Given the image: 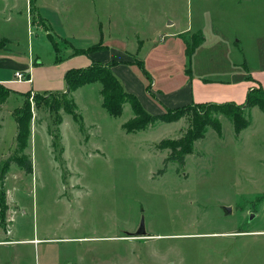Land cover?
Masks as SVG:
<instances>
[{"label": "rangeland", "instance_id": "374dc122", "mask_svg": "<svg viewBox=\"0 0 264 264\" xmlns=\"http://www.w3.org/2000/svg\"><path fill=\"white\" fill-rule=\"evenodd\" d=\"M32 1L33 12L29 0H0V39L9 37L5 46L12 55L18 51L23 63L37 54L42 67L50 68L54 59L63 62L74 48L100 40L118 57L135 53L141 43L131 72L126 69L123 76L136 75L146 86L137 66L142 58L156 82L152 92L160 87L167 93L186 82L191 68L193 94L212 102L187 110L178 121L126 132L121 124L133 117L129 104L120 117L110 116L98 82L65 98L7 94L0 103V164L15 149L14 137L9 140L16 134L12 113L25 99L35 127L48 128L54 147L44 133L37 134L24 150L32 172L15 163L8 169L11 233L0 229V240H34L0 245V264H264V112L244 109L249 125L235 135L232 108L210 105L242 104L247 89L241 88L240 74L264 64V1L245 11L251 21L235 19L243 11L231 8L244 0ZM109 17L117 24L107 31ZM49 32L65 34L72 47ZM199 44L195 55H188L187 49ZM71 99L77 120L65 111ZM194 113L217 121L220 132L207 126L182 167L176 160L164 167L169 154L164 143L183 137ZM222 206L231 207L230 213Z\"/></svg>", "mask_w": 264, "mask_h": 264}, {"label": "trees", "instance_id": "16d2710c", "mask_svg": "<svg viewBox=\"0 0 264 264\" xmlns=\"http://www.w3.org/2000/svg\"><path fill=\"white\" fill-rule=\"evenodd\" d=\"M33 1L29 0V6L31 7L29 10L33 12ZM196 36L197 35H192ZM199 38V37H197ZM48 39L51 40L53 49L57 50L56 41L53 40L52 36H48ZM203 36L198 39V41H202ZM8 39L4 37L0 39V49L5 48L4 42ZM67 40V39H66ZM69 42V41H68ZM70 46L71 43L69 42ZM74 48V47H73ZM104 46L102 42L99 41L94 43V45L85 47V48H74L73 54L85 53L89 54L98 49H103ZM188 54L190 55L192 50L187 49ZM116 61H109L106 63L100 61H91V64L85 67L80 68H69L65 71L64 74V83L66 84L64 92H50V94H56L59 98L67 97L71 92L80 88V86L90 83L98 82L101 84L100 94L102 98V107L105 111L113 117H120L122 115L123 106L128 103L130 105L132 113L134 116L126 122L122 124V128L126 132H134L139 131L141 129L146 128V126L156 123V121H162L166 123H171L174 121L180 120L186 113L187 110L195 108L196 105H201V103H189L185 106L174 107V108H166L162 113H156L155 115L150 114L145 111L143 106L141 105L138 97H136L133 93L124 90L122 83L119 82L117 77L111 70V66L115 64ZM143 70V74L147 81L149 82L146 85V91L149 95L154 97V95L150 91L151 81L149 77V73L143 67V63L140 62L137 65ZM249 77V76H248ZM11 92H16L15 90L3 86L0 84V103L4 102L5 96ZM17 93V92H16ZM30 91L21 92L18 94L29 96ZM34 96H41V93H35ZM33 96V97H34ZM71 108L65 109L68 114H71L72 117L77 120L78 116L75 114V102L71 99L70 102ZM214 107H223V108H232L231 112L228 113L229 118L232 121L233 129L235 135H238L246 126L249 125V119L243 116V110L246 108H250L252 106H257L264 112V89L261 86L250 87L246 91V98L244 102L240 105H237L235 102H216L210 104ZM12 115L16 122V135L14 137L13 145L15 147L14 151L10 153L7 158L0 164V217L3 218L8 206L6 205V191H4V183L6 180V174L8 169L12 163H15L22 171L26 174L32 172V162L30 161L28 155L24 152L27 147V140L30 135V123L33 118L31 104L27 99H25L24 106L22 105L21 109L16 108ZM60 123V121L58 122ZM191 128L187 131V133L180 138L166 140L164 143V147L168 148L169 154L164 158L163 163L164 167L171 160H176L179 163V166L182 167L184 165V160L187 153L192 151L193 143L195 140L201 139L204 136L205 129L207 126H211L216 132H220V126L217 121L212 120L210 117L206 115H197L193 114L191 122ZM159 147H163V145H159ZM164 167L158 169V174L163 173ZM264 197V194L263 196Z\"/></svg>", "mask_w": 264, "mask_h": 264}, {"label": "crops", "instance_id": "0c3cea01", "mask_svg": "<svg viewBox=\"0 0 264 264\" xmlns=\"http://www.w3.org/2000/svg\"><path fill=\"white\" fill-rule=\"evenodd\" d=\"M261 1L262 0H244L243 3H236V4L232 5L231 8L233 10L243 11V13L240 16L235 14V19H237V20L245 19L247 21H251L250 15L248 13H245V11L253 8L252 5L261 3ZM230 18H231V16L229 17V19ZM111 19H114V17H109V19L107 21V24H108L107 25V29H108L107 31H109L112 26H115L117 24V23H115V21H113ZM28 21H29V19H28ZM30 25H31V22H30ZM99 29H102V24L99 26ZM200 30L196 31V32H192V34L193 33H200ZM185 32H188L189 34H191V30L185 31ZM50 34H55L56 36H59L63 40L67 39V41L70 42V40L68 39L69 37H67L65 34L63 36H60L59 34H56L53 32ZM172 34L176 35L177 32L172 33ZM180 34H181V32H180ZM180 34H178V35H180ZM6 38L8 39L9 37H6ZM204 39H206L205 36H204ZM238 41H239V39H236V42H238ZM101 42H102L104 48L98 49V50H95L94 52L89 53V54H91L90 56L88 54L89 57L87 56V58H79L77 60V58H75L77 55L73 54V52L66 53V54H64L65 55L64 61L65 60H67V61L56 63L58 58L61 59V57H58L57 59H54L53 61H51L50 64H52V65L50 66V68L42 67L43 62L39 61V55H37V54L34 57L32 56V58H31V55H29L30 57L28 59V62L23 63V61L20 59L21 56H20L18 51H15L16 54L12 55V52L10 50H8V47L5 46L4 49H0V84L15 90L17 93L26 92V91H30L32 93L64 92L65 87H66V84L64 83V74H65V71L68 70L69 68L85 67V66L90 65L91 61H94V60L100 61L103 63H106V62L113 60V61H116V63L113 64L110 68H111L112 72L114 73V75L117 77V79H119V82L122 83L124 90L131 92L136 97H138V99H139L141 105L143 106V108L145 109V111L150 113V114L155 115L156 113H162V110L164 107L171 109L174 107L185 106L186 104H189V103L212 102V101H209L208 99L203 98L202 96L198 97V96L193 94V81H191V79H192L191 77L193 74H191L192 73L191 68H190L189 78L186 80V82H184V84L179 86V87L172 88L170 90V92L165 93L164 90L159 87V89L157 91L159 93L155 94L154 92H152L151 87H150L151 93L154 95V97L157 98L156 103L153 102L147 96L148 92L146 91V86H145L144 82H142L140 79H138L136 77V75L133 76L130 74L129 78H127L126 76H123V73H125L126 69H128L129 72H131L128 67H130L131 65H134V63L132 62L133 61L132 60L133 55L138 56L141 43L139 44V47L137 48V50L135 49V53L128 52L129 54L124 53L122 56L114 57L109 52L108 46H106L103 43V41H101ZM200 45L201 44L194 47L190 56L192 54H193V56L195 55V53L197 52V49ZM79 48H83V47H79ZM52 49H53V47H52ZM184 49H185V46L183 47L182 50H184ZM53 52L55 55L54 49H53ZM54 58H56V57H54ZM33 59H34V62H33ZM141 61L144 65L142 58H141ZM40 63H41V65L38 66V64H40ZM41 67H42V69H40V70L42 72V78L40 80L39 79L37 80V78H35V72H36V70H39V68H41ZM16 71L25 72L26 74H28L30 76L31 81L30 82H28V81H20V82L15 81L14 74ZM240 75H241V79H244V81H242V84H241V88H243V90H244L243 92H245L246 89L248 90L250 87H256V86H261L264 89V64L261 65L260 68L252 69L250 73L246 72L245 75H242V74H240ZM149 77H150V75H149ZM247 79H251V80H247ZM203 80L206 81L205 79H203ZM150 81L152 82L151 85L155 86L156 82L154 81V79H152L150 77ZM200 83H202V82H200ZM22 84H25V85H22ZM82 86H84V85H82ZM82 86H80V87H82ZM76 90H74V91H76ZM231 101L235 102L234 100H231ZM231 101H222V102H231ZM214 103H216V102H214ZM131 113H132V111H131ZM133 116H134V113H133ZM35 123H36L35 118L33 116L31 123H30V135H29V138L27 140V143L31 138H33V136L35 137L37 134L40 135V134L44 133L48 137V139L50 140V145H52L54 147V145H53L54 142H53V139L51 140L52 136H51V133L49 132L48 128H46V127L42 128L40 126L41 130H43V131H40V128L38 126L35 127ZM62 123H63V120L58 125V130H60L59 133L61 132L60 138L62 137V134H63L62 130H61ZM121 126H122V124H121ZM15 135L11 134L9 140L11 141L13 139V137H15ZM63 151H64V148L62 149V152ZM4 191H5V188H4ZM6 197H7V195H6ZM6 205L8 206V204H6ZM10 208L11 207L8 206V209H7L4 217L3 218L0 217V222H2L0 229H2L5 232V234H7V235L9 233H11L10 228L8 226L9 222L12 220V213H10ZM105 238L115 240V239H120L121 237L120 236H112V237L106 236ZM27 240L32 241L34 239H25V240H12V239L3 240V239H1L0 245L8 246L13 242L27 241ZM37 241H39V240L37 239ZM108 263L109 264H117L116 262L112 263V261H108ZM118 264H120V263H118Z\"/></svg>", "mask_w": 264, "mask_h": 264}, {"label": "built area", "instance_id": "2783aa9c", "mask_svg": "<svg viewBox=\"0 0 264 264\" xmlns=\"http://www.w3.org/2000/svg\"><path fill=\"white\" fill-rule=\"evenodd\" d=\"M14 76H15V81L17 82H20V81L30 82L31 81L30 76L23 71H16Z\"/></svg>", "mask_w": 264, "mask_h": 264}, {"label": "water", "instance_id": "95a60500", "mask_svg": "<svg viewBox=\"0 0 264 264\" xmlns=\"http://www.w3.org/2000/svg\"><path fill=\"white\" fill-rule=\"evenodd\" d=\"M222 209H223V211H224L225 214H228V213H230V211H231V207H229V206H222ZM249 218H252V214L249 215ZM141 226H142V225H141ZM138 234H139V235H143V234H144V231H143L142 227H141V229L138 231Z\"/></svg>", "mask_w": 264, "mask_h": 264}]
</instances>
